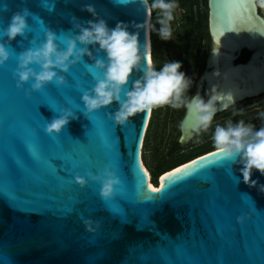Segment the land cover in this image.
I'll return each mask as SVG.
<instances>
[{"label": "water", "instance_id": "95a60500", "mask_svg": "<svg viewBox=\"0 0 264 264\" xmlns=\"http://www.w3.org/2000/svg\"><path fill=\"white\" fill-rule=\"evenodd\" d=\"M87 4L109 28L126 24L137 34L141 56H148L144 25L150 11L140 0H0V29L13 13H30L23 36L0 37L9 51L0 65V264H264V194L242 182L238 157L223 159L214 148L163 172L154 186L139 155L151 111L123 125L111 118L116 101L85 115L81 97L103 79L93 65L107 64L98 46L88 45L91 55L67 72L57 70L62 85L53 81L38 91H31V82L16 87L17 55L38 48L46 30L74 37L78 29L71 17L83 27L93 19L82 11ZM206 7L211 47L193 94L207 99L213 85L227 91L223 78L237 71L247 91H238L235 101L264 94V37L257 35L264 33V9L261 16L254 0H207ZM57 44L65 47L61 40ZM242 51L248 58L237 62ZM143 66L142 60L122 87L121 102ZM249 69L255 71V87L248 90ZM255 104H264V95ZM62 109L75 119L59 134L46 133V124ZM195 133L180 130L177 140ZM105 167L120 180L108 201L100 197L99 183L86 176ZM76 175L85 178L83 187ZM251 179L264 185L255 170ZM85 219L99 222L96 232L85 230Z\"/></svg>", "mask_w": 264, "mask_h": 264}, {"label": "clouds", "instance_id": "9594fccd", "mask_svg": "<svg viewBox=\"0 0 264 264\" xmlns=\"http://www.w3.org/2000/svg\"><path fill=\"white\" fill-rule=\"evenodd\" d=\"M140 3L146 10L156 12V23L159 28L155 31L158 37L163 41L171 39L173 36L171 22L174 20V10L178 7L177 0H140ZM255 6L264 9V0H256ZM82 11L89 13L93 19L87 20L85 22L87 27H83L77 22L76 17H71L70 22L78 29L74 37H58L55 32L46 30L44 41L38 48H30L17 55V67L13 72V78L18 89L29 82L31 91L41 90L47 83L53 81L56 85L64 84V78L57 74V70L67 72L70 64H75L84 55H91L88 45H96L105 53L107 64L97 60L93 65L94 68L102 70L103 79L96 80L91 93L85 91L82 95L81 102L85 115L116 101L119 107L111 118L114 123L123 125L135 114L150 112L162 105H168L172 109L183 107L185 115L179 123V129L188 133L190 129L193 132L207 130L219 109L227 110L234 105L235 94L231 90L220 92L216 85L206 91L207 99L197 94L187 97L185 94L192 81L180 70L179 61L165 62L156 70L152 66L150 54L147 57L141 56L137 34L130 33L126 24L118 21L114 27L109 28L105 20L97 16L91 4L85 5ZM29 15L27 9L13 13L7 26L0 29V37H6L7 41H11L17 36H23L28 28L26 17ZM144 26L149 30L153 28L150 22ZM257 35L264 37V33L257 32ZM57 40H61L65 45L62 50L58 48ZM77 43L84 47L77 48ZM8 59L9 51L0 43V65ZM142 60L144 61L142 75L140 79L133 81L131 90L125 93V99L121 102V89L127 84L133 70H140ZM33 66L39 70H34ZM212 75L218 76L219 71H214ZM27 92L26 89L25 94ZM255 110L264 120V109ZM239 111L243 114V109ZM233 113L235 114V109ZM69 118L75 119L71 110H60L59 116L48 122L44 131L48 134H59L69 123ZM211 139L214 148L223 159L231 161L239 158L242 182L264 194V185H258L251 179L253 170L264 176V125L254 128L243 119L234 124L228 120L224 126L219 124L215 126ZM86 176L88 181L99 183V195L105 201L111 199L114 188L120 184L115 172L109 171L107 167L102 173L89 172ZM73 179L81 187L86 184L85 178L79 175ZM83 225L89 233H94L99 228L98 221L89 219L83 220Z\"/></svg>", "mask_w": 264, "mask_h": 264}, {"label": "rangeland", "instance_id": "374dc122", "mask_svg": "<svg viewBox=\"0 0 264 264\" xmlns=\"http://www.w3.org/2000/svg\"><path fill=\"white\" fill-rule=\"evenodd\" d=\"M200 11H204V5L199 8ZM206 9V8H205ZM182 15V10L177 7L174 10V20L171 22L172 28H173V36L171 39L174 41L176 37V33L180 32L179 24H180V16ZM206 23V22H205ZM200 50L196 53V55H189V60L191 64L189 66H185V64L182 62L181 57L184 55L182 53V50H177L175 48L170 49L168 52H163V50L159 49L156 53V61L157 65L160 68L163 63L170 62V61H179L181 63V71L185 73V76L189 78L192 83L189 86L191 89V93L194 91V85L197 81L198 76L200 75L202 71V61L205 59V56L209 52V48H206L207 39L203 38L200 42ZM199 66V67H198ZM196 67H198V71L193 74V72L196 70ZM195 69V70H194ZM186 95V94H185ZM264 94L258 95L256 97L252 98H245L243 100H240L236 102L233 106H231L229 109L216 114L214 118L212 119V122L209 124V127L207 130L198 131L194 134L192 139L187 141L183 148L182 155H188L192 149H194L196 146L202 145L205 142H207L210 139H205L203 137L204 133L205 135H211L214 131V128L217 124L224 126L225 122L228 120H231V122L234 124L238 120L243 119L246 123H251L254 128H259L262 125H264V120H262L255 110V108H261L264 109V104H255V102L260 99ZM190 95H187V97H190ZM204 98L206 95L204 94ZM255 106V107H254ZM233 109H235V114L232 115ZM240 109H243V114H240ZM179 109H172L168 105H162L159 107L154 108V115L151 121V126L149 130V140L148 145L146 147L145 152H141V156L143 157V166L145 169L151 170L156 166V161L151 155L152 149L155 148V144L157 141L161 140L162 142H168L171 139H174L177 137V126L180 121L181 114H179ZM234 118H237L238 120L235 121ZM212 127V128H211ZM180 154V155H181ZM142 159V158H141ZM160 177V176H159Z\"/></svg>", "mask_w": 264, "mask_h": 264}, {"label": "trees", "instance_id": "16d2710c", "mask_svg": "<svg viewBox=\"0 0 264 264\" xmlns=\"http://www.w3.org/2000/svg\"><path fill=\"white\" fill-rule=\"evenodd\" d=\"M198 2L199 0H177L178 7L182 10V15L180 16V24H179L180 32L175 34L176 37L174 41L172 40L163 41L158 37L157 32L155 31V29L159 28V25L156 23V12L150 11L148 23L150 22L153 28L152 30L148 29L149 50H150L152 66L156 70H159V67L156 61V53H157V50L159 49L163 50V52H168L172 48H175L177 50H182V53L184 55L181 57V60L185 64V66H189V64H191V62L188 61L189 55L190 54L196 55V53L200 50V46H201L200 42L203 38L207 39V43L205 46L206 48H209V37L207 35V29H206V23H205L207 21V9H205L206 0L201 1L202 4L204 5V11H200L199 8H200L201 3H198ZM246 57H247V53L242 54L241 59H245ZM198 67H196V70L194 69L195 71L193 72V74L198 71ZM192 93H191V89L188 88L186 95H190ZM179 112L182 115L183 109L180 108ZM231 114L234 115L233 112ZM153 115H154V108L151 110L149 124L146 129V133L144 135V139L142 143V156L148 145L149 130H150ZM234 120L237 121L238 119L234 118ZM202 134L205 139L211 138V135H205L204 133ZM213 149H214V146L212 143V139H210L204 144L196 146L194 149L190 151L189 154L190 155L203 154ZM142 156L141 158L143 162ZM155 177L156 175H154V180H155Z\"/></svg>", "mask_w": 264, "mask_h": 264}, {"label": "flooded vegetation", "instance_id": "af4514ba", "mask_svg": "<svg viewBox=\"0 0 264 264\" xmlns=\"http://www.w3.org/2000/svg\"><path fill=\"white\" fill-rule=\"evenodd\" d=\"M201 1L202 0H199V2H198V3H201L200 7H202V5H203ZM254 1H255V4H256V0H254ZM206 2H207V0H206ZM206 9H207V7H206ZM257 10H258V13L261 16H263V14L261 12V8H259L257 6ZM206 29H207V35L209 37L207 21H206ZM210 45L211 44H210V37H209V50H210V47H211ZM245 53H247V57L245 59H241L242 54H245ZM248 55H249V53L247 51H242V53L240 55V58L237 60V62H244L248 58ZM206 57H207V55L205 56V59L202 61V71L204 69ZM202 71H201V73H202ZM193 93H194V91H193ZM193 93L191 94V96L193 95ZM181 108L183 109V113H182V115L180 117V121H181V119H182V117H183V115L185 113L184 108L183 107H181ZM179 114H180V112H179ZM214 116H213V118H214ZM180 121H179V123H180ZM179 123H178L177 129H176L177 137L174 138V139L169 140L168 142H162L161 140L157 141L156 144H155L156 145L155 148L152 149V151H151L152 152L151 155L153 156V158L155 159L157 164H156V166L153 169L147 171V169H148L147 168L146 171L149 173V177H150L149 178V182L151 184H153L154 186H156V181L155 180L163 172H165V171H167V170H169V169H171V168H173V167H175V166H177V165H179L181 163H184L186 161H189V160L201 155V154H194V155H190V154L182 155L181 154L183 152V148L182 147L184 146V144L187 141H189L190 139H192V138H190L189 140L184 141L182 143L178 142L177 138H178V135L180 133ZM154 175H156L155 180H154Z\"/></svg>", "mask_w": 264, "mask_h": 264}, {"label": "bare ground", "instance_id": "6f19581e", "mask_svg": "<svg viewBox=\"0 0 264 264\" xmlns=\"http://www.w3.org/2000/svg\"><path fill=\"white\" fill-rule=\"evenodd\" d=\"M148 20H149V16H148V19H147V23H148ZM147 35H149L148 28H147ZM149 54H150V50H148V52H147V55H149ZM254 72H252L251 69H249L248 71L245 72L247 74V76L249 77L250 81H251V85L247 88L248 90L249 89H254V87H255L254 84H253V82H252L253 81V77H254ZM242 80H243L242 76L240 75L239 71H237L234 75H228L227 77H224L223 78V83H222L221 88L226 89L227 91L228 90H231L234 94L238 93V91H243V92L244 91H247L245 89V87L243 86L242 82H241ZM245 98H247V97H243L240 100H243ZM236 102L237 101H235V103ZM141 152H142V147L140 146V150H139L140 157H141Z\"/></svg>", "mask_w": 264, "mask_h": 264}]
</instances>
